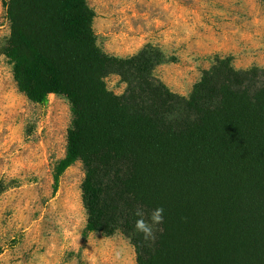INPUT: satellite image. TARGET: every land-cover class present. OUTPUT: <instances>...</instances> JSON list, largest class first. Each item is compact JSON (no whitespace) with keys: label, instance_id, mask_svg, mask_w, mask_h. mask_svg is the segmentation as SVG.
<instances>
[{"label":"trees","instance_id":"trees-1","mask_svg":"<svg viewBox=\"0 0 264 264\" xmlns=\"http://www.w3.org/2000/svg\"><path fill=\"white\" fill-rule=\"evenodd\" d=\"M7 18L19 90L71 103L62 164L86 168L89 232L121 233L137 264H264V67L219 57L186 97L154 76L163 58L147 46L117 95L87 0H9ZM138 206L164 209L154 242L135 231Z\"/></svg>","mask_w":264,"mask_h":264},{"label":"rangeland","instance_id":"rangeland-1","mask_svg":"<svg viewBox=\"0 0 264 264\" xmlns=\"http://www.w3.org/2000/svg\"><path fill=\"white\" fill-rule=\"evenodd\" d=\"M98 45L109 60L104 80L121 95L136 78L132 58L160 54L153 74L190 96L219 57L238 70L264 67L263 0H87ZM9 0H0V264H137L121 233L88 230L86 168L69 167L70 101L33 103L19 90L7 56Z\"/></svg>","mask_w":264,"mask_h":264},{"label":"clouds","instance_id":"clouds-1","mask_svg":"<svg viewBox=\"0 0 264 264\" xmlns=\"http://www.w3.org/2000/svg\"><path fill=\"white\" fill-rule=\"evenodd\" d=\"M164 209L158 207L152 210L148 214V218L145 219V211L142 207H137L134 215L138 217L135 222V231L142 235V238L146 242H154L157 238V232L161 231L157 226L163 223Z\"/></svg>","mask_w":264,"mask_h":264}]
</instances>
